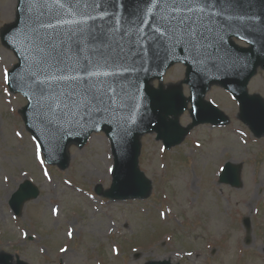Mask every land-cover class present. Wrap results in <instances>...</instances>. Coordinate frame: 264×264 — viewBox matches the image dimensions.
<instances>
[{"label": "rangeland", "instance_id": "1", "mask_svg": "<svg viewBox=\"0 0 264 264\" xmlns=\"http://www.w3.org/2000/svg\"><path fill=\"white\" fill-rule=\"evenodd\" d=\"M10 1L0 0V254L24 264H264V136L255 137L241 121L229 92L214 84L205 95L226 116L222 126L190 127L188 104L178 117L188 129L179 145L167 150L155 133L142 135L138 169L150 192L144 199L110 200L113 157L103 132L82 147L71 143L61 170L45 164L26 129V100L3 80L4 69L17 64L1 42L16 17V0L12 17L5 8ZM184 80L185 66L175 64L151 85L180 87L188 98ZM247 92L264 103V70L256 71ZM226 162L241 165V188L218 183ZM24 180L39 196L16 217L8 201Z\"/></svg>", "mask_w": 264, "mask_h": 264}, {"label": "water", "instance_id": "2", "mask_svg": "<svg viewBox=\"0 0 264 264\" xmlns=\"http://www.w3.org/2000/svg\"><path fill=\"white\" fill-rule=\"evenodd\" d=\"M135 0H120V7L113 9L121 18V24L129 19ZM34 14H29L24 0H17L16 20L1 34L5 46L18 59L9 73V90L21 94L27 105L21 110L24 124L38 142L46 164L56 165L61 170L68 166L67 147L75 143L82 147L94 132L103 131L111 143L113 155L112 184L105 193L111 200L144 199L151 188L149 180L138 169L140 137L156 133L166 149L179 145L188 129L179 125L178 117L190 103V116L195 127L202 124L222 126L228 122L226 116L204 97L211 85H219L229 92L239 104L241 121L256 137L264 136V103L256 95L250 96L247 85L258 68L264 70V0H240L239 6L218 17L213 32L209 34L210 48L202 49L199 56L177 46L174 50H161L156 55L151 46L143 60L131 59L125 67L107 79L113 82L121 100L103 115L68 113L59 119L48 117L41 122L36 99L27 87H21V77L29 69L28 57L32 52L30 29ZM232 18L229 19L228 17ZM111 19V18H109ZM149 23L151 17H148ZM99 23V21H89ZM150 32L148 23L141 25ZM244 42L248 47L237 46L232 40ZM186 66L184 84L189 87L190 96L185 98L180 87L154 88V79L161 81L165 71L174 64ZM241 165L224 164L219 175V184L239 189ZM39 190L29 180L18 185L8 205L14 216H20L25 203L37 199ZM243 226L249 234V218L243 219ZM245 243H249V237ZM0 264H24L13 262L12 257L0 254ZM147 264H171L168 261Z\"/></svg>", "mask_w": 264, "mask_h": 264}, {"label": "snow or ice", "instance_id": "3", "mask_svg": "<svg viewBox=\"0 0 264 264\" xmlns=\"http://www.w3.org/2000/svg\"><path fill=\"white\" fill-rule=\"evenodd\" d=\"M239 2L135 0L129 19L121 24L113 10L121 6L120 0H24L34 16L29 69L21 77V87L31 90L42 123L48 117L59 119L81 110L103 115L121 100L107 78L129 71L125 67L129 59L142 61L145 43L156 55L182 46L199 56L202 49L211 47L209 34L217 18ZM146 23L150 32L141 27ZM3 80L9 83L7 69Z\"/></svg>", "mask_w": 264, "mask_h": 264}, {"label": "bare ground", "instance_id": "4", "mask_svg": "<svg viewBox=\"0 0 264 264\" xmlns=\"http://www.w3.org/2000/svg\"><path fill=\"white\" fill-rule=\"evenodd\" d=\"M14 7H15V2H14V0H11L10 1V4H7L6 6H5V8L7 9V10H9V16L10 17H12V13L10 12V11H12L13 9H14ZM8 14V13H7Z\"/></svg>", "mask_w": 264, "mask_h": 264}]
</instances>
